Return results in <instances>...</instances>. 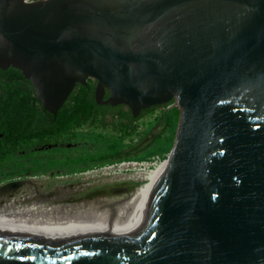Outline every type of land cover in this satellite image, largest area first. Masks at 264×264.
Segmentation results:
<instances>
[{"label":"water","instance_id":"1","mask_svg":"<svg viewBox=\"0 0 264 264\" xmlns=\"http://www.w3.org/2000/svg\"><path fill=\"white\" fill-rule=\"evenodd\" d=\"M9 67L50 113L88 80L181 112L157 175L0 201V264H264V0H0Z\"/></svg>","mask_w":264,"mask_h":264},{"label":"flooded vegetation","instance_id":"2","mask_svg":"<svg viewBox=\"0 0 264 264\" xmlns=\"http://www.w3.org/2000/svg\"><path fill=\"white\" fill-rule=\"evenodd\" d=\"M92 83L95 89V83L93 81ZM77 99L83 98L73 97L70 94L62 107H69L70 100ZM85 99L90 101L93 106V110L86 113L58 111L50 113L38 100L45 112L31 114V127H53L55 131L52 136L48 135L42 141L31 138L27 143H14L13 146L18 147H27L28 145L31 147L30 150L35 148L39 151L44 150L41 159H35V155L27 157L26 160L30 166H34L38 162L54 167L49 172H54L57 177L76 176L94 169L100 170L103 167L120 164L122 162L112 165L107 162L143 153L162 130L165 114L169 110L177 108L172 100L164 105L142 109L135 114L126 104L113 105L110 102V93L107 89L103 96L93 95ZM64 117L69 120L62 121ZM34 142L36 143L34 144ZM92 163H97L96 168L83 172L66 173L71 169L75 170Z\"/></svg>","mask_w":264,"mask_h":264},{"label":"trees","instance_id":"3","mask_svg":"<svg viewBox=\"0 0 264 264\" xmlns=\"http://www.w3.org/2000/svg\"><path fill=\"white\" fill-rule=\"evenodd\" d=\"M93 95L94 84L91 80H88L85 86L77 85L71 93V96L83 99L70 100V106H63L58 112H90L93 110L92 103L85 98L92 97ZM40 112H45V110L39 104L30 81L23 76L22 72L14 67L0 69V146H12L14 143H27L31 138H37L42 141L44 137L48 135L52 136L55 131L53 127H31V114L35 115ZM180 112V109L173 108L165 114L162 122V130L143 153L137 154L136 156L108 160L107 163L112 165L114 163L129 161L153 162L157 158L159 160H165L175 143L180 121ZM63 120L68 121L69 118L64 117ZM96 164L92 163L91 165L75 170L71 169L66 171V173L94 169L96 168ZM53 169L54 167L36 162L29 175L37 176L46 174ZM23 170L28 169L21 168L16 174V177H23ZM12 178L13 176L4 173L0 176V183Z\"/></svg>","mask_w":264,"mask_h":264},{"label":"bare ground","instance_id":"4","mask_svg":"<svg viewBox=\"0 0 264 264\" xmlns=\"http://www.w3.org/2000/svg\"><path fill=\"white\" fill-rule=\"evenodd\" d=\"M164 161V160H163ZM167 168V163H155L151 167L148 163H123L117 167H103L98 171L85 173L81 179H129L144 176L157 175ZM37 179H20L16 187H11L9 183L0 185V201L21 196L24 194L43 190ZM58 186V185H57Z\"/></svg>","mask_w":264,"mask_h":264},{"label":"rangeland","instance_id":"5","mask_svg":"<svg viewBox=\"0 0 264 264\" xmlns=\"http://www.w3.org/2000/svg\"><path fill=\"white\" fill-rule=\"evenodd\" d=\"M36 142H34L35 144ZM31 147H18V146H0V176L2 174L7 173L11 176H13L12 179H9L7 181H4L0 183L6 184L8 182L14 181V180H20V179H37L40 181L42 184L41 187L42 189H47L51 187H55L57 185H62L70 182H74L77 180H80L81 176L83 174H79L76 176H55L54 172H48L46 174H40V175H35V176H30L29 173L33 170L34 166H30L27 162V157L29 156H36L35 159H41L40 157L44 154V150L42 149L41 151L37 150L36 148L34 150H30ZM30 150V151H29ZM163 160L158 161V162H148L150 166L152 167L154 163H161ZM111 167V166H110ZM114 167H117L114 165ZM23 168V169H28V170H23V177H16V174L18 171ZM99 169H94L86 173H91L93 171H98Z\"/></svg>","mask_w":264,"mask_h":264},{"label":"built area","instance_id":"6","mask_svg":"<svg viewBox=\"0 0 264 264\" xmlns=\"http://www.w3.org/2000/svg\"><path fill=\"white\" fill-rule=\"evenodd\" d=\"M158 161H161V160H159L158 158L156 159V160H154V162H158ZM123 163H130V162H122V163H120V164H115L116 166H119V165H121V164H123ZM131 163H133L132 161H131ZM139 163V162H138ZM142 163H145V162H142ZM146 163H148V162H146ZM155 164V163H154ZM111 167H114V165H112Z\"/></svg>","mask_w":264,"mask_h":264}]
</instances>
